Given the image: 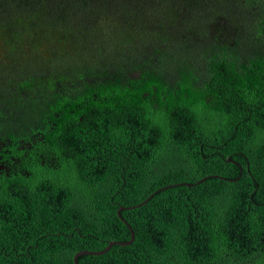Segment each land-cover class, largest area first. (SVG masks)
<instances>
[{"label":"trees","instance_id":"trees-1","mask_svg":"<svg viewBox=\"0 0 264 264\" xmlns=\"http://www.w3.org/2000/svg\"><path fill=\"white\" fill-rule=\"evenodd\" d=\"M0 165V264H264V0H0Z\"/></svg>","mask_w":264,"mask_h":264},{"label":"water","instance_id":"water-1","mask_svg":"<svg viewBox=\"0 0 264 264\" xmlns=\"http://www.w3.org/2000/svg\"><path fill=\"white\" fill-rule=\"evenodd\" d=\"M141 204V203H140ZM139 204V205H140ZM133 206H131V208H132ZM121 209H123V207H120V209L119 210H121ZM119 213V212H118ZM123 220V219H122ZM124 221V223L128 226V228L130 229V232H131V238H130V240L129 241H127V242H114V241H111V242H109V244L103 249V250H100V251H87V250H82V251H79V252H77L75 255H74V257H73V262H74V264H78L77 263V258H78V256L79 255H83V254H92V255H99V254H102V253H104V252H106L114 243H119V244H122V245H127V244H130L132 241H133V239H134V233H133V231H132V229H131V227H130V225L125 221V220H123Z\"/></svg>","mask_w":264,"mask_h":264},{"label":"flooded vegetation","instance_id":"flooded-vegetation-1","mask_svg":"<svg viewBox=\"0 0 264 264\" xmlns=\"http://www.w3.org/2000/svg\"><path fill=\"white\" fill-rule=\"evenodd\" d=\"M0 167H2V166L0 165Z\"/></svg>","mask_w":264,"mask_h":264}]
</instances>
